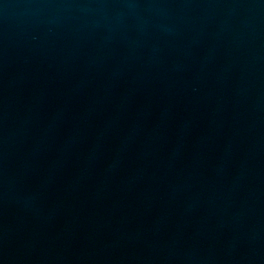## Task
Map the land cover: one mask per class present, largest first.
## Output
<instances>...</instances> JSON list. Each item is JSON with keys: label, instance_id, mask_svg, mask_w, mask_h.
<instances>
[{"label": "water", "instance_id": "water-1", "mask_svg": "<svg viewBox=\"0 0 264 264\" xmlns=\"http://www.w3.org/2000/svg\"><path fill=\"white\" fill-rule=\"evenodd\" d=\"M0 264H264V0H0Z\"/></svg>", "mask_w": 264, "mask_h": 264}]
</instances>
